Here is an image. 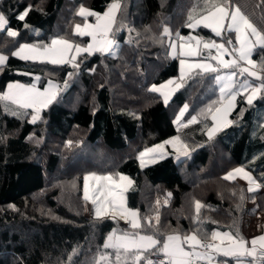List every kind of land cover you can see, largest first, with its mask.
I'll list each match as a JSON object with an SVG mask.
<instances>
[{
    "label": "trees",
    "instance_id": "trees-1",
    "mask_svg": "<svg viewBox=\"0 0 264 264\" xmlns=\"http://www.w3.org/2000/svg\"><path fill=\"white\" fill-rule=\"evenodd\" d=\"M112 2L0 0L7 27L19 33L8 37L6 30L0 31V51L8 55L0 66V92L11 80L31 82L35 75L40 85L48 80L64 84L35 123L7 113L0 97V264H98L100 256L111 257L106 264H115L116 250L104 247L112 230L154 234L161 244L172 233L183 238L196 232L210 241L205 234L210 238L213 231L225 230L238 238L244 236L246 215L264 213V92L252 104L240 93L231 123L210 138L206 132L211 116L221 103L216 73L191 72L167 103L150 90L179 74V58L171 54L170 45L180 35L235 39L234 31L225 30L218 37L204 25L187 27L189 13L199 10L203 0H120L121 10L109 33L120 43L117 52H81L75 60L78 69L72 63L12 55L21 45L43 49L53 39L86 46L90 37L76 33L75 26L96 17L78 15L79 8L101 14ZM229 3L264 32L261 0ZM29 5L32 10L19 20ZM166 26L170 35L163 34ZM261 55L264 51L257 47L252 58L259 62ZM186 104L188 110L177 125L174 119ZM209 107L210 113L199 115ZM193 115L197 122L188 124ZM177 134L191 150L187 156L176 159L170 153L153 164L139 165L142 148ZM238 166L249 170L263 188L249 192L246 184L224 179ZM90 171L131 177L126 204L138 211L140 229L123 227L109 216L82 215L71 199L82 194L84 175ZM196 201L202 205L198 217ZM149 217L154 227L146 225ZM158 248L145 257L151 260ZM120 251L121 264L125 259L133 264L131 254Z\"/></svg>",
    "mask_w": 264,
    "mask_h": 264
},
{
    "label": "snow or ice",
    "instance_id": "snow-or-ice-1",
    "mask_svg": "<svg viewBox=\"0 0 264 264\" xmlns=\"http://www.w3.org/2000/svg\"><path fill=\"white\" fill-rule=\"evenodd\" d=\"M261 3L264 4V0H261ZM231 7L229 0H221V2H217V0H203V4L199 6V10L194 8L188 15V24L187 27L194 28L203 23L205 27L212 28L215 32L216 36H221L222 31L224 29L225 21H230L228 23L227 30L229 32L234 31L236 33V40L238 41L239 46L233 47L231 50L225 47L224 43H216L215 41L205 42L203 47L205 49H216V56L211 57V59L217 61V66L213 67L211 64H189L188 69L191 70L193 68L202 69L203 72H211L216 73L221 68L222 69H234L238 68L240 71V75L243 76L247 74V77L255 78L259 81L255 86L253 83H250L248 78H245L244 81L239 85V88H236L234 84L233 78L237 75L235 71L231 72L225 77L217 76L216 79L224 80L225 83L221 87L220 91L222 94L227 92L228 101L227 107L231 108L233 101L236 98V95L239 94L240 91L248 92L250 89V93L247 96V103L252 104L253 99L258 93L264 92V55L260 56L259 62L251 59L254 50L258 47L261 51H264V32L257 29L245 16L239 7L234 8L231 12H229V8ZM32 10V6L29 5L22 13L18 15V19L23 21L25 20L28 13ZM121 10L120 0H113V2L108 6L107 11L103 13L101 16L99 13L92 12L89 9L84 8L82 5L78 10V15L82 17L86 16H95L97 18V23L95 25H84V29H81L80 25H76V30L80 35H90L93 41H96L97 36H101L103 38V45L100 47H95L92 43H89L86 47L81 48L79 45L73 46L68 40L61 39H53L51 41V45L46 46L41 51L39 48L34 47L32 45H21L20 48L13 52L12 55L19 56L25 60H34V59H50L54 64H63V63H72L74 68H79V64L75 63V55L72 56L71 59H67V56L70 52H75L77 55L81 52L91 54L93 51L100 52H108L109 54H114L113 48H118V45L114 46V43L107 39L108 33L112 31V25L116 21V14ZM264 19V17H262ZM8 20L3 13H0V31H5L8 37H17L18 32L16 30H12L7 27ZM27 27V25H25ZM129 31H133L130 29ZM164 35H170V30L167 27L163 28ZM137 36L140 34L137 33ZM182 39V38H181ZM193 39V38H189ZM131 42V41H129ZM227 44L231 45L232 40L228 39L226 41ZM56 45H62L61 48H57ZM199 46V41H197V47L193 48L189 45H182V47H189L190 50L185 53V55L195 56L198 54L197 48ZM173 55H175L176 47L175 45H171ZM29 50L31 54L22 55L25 50ZM225 55L232 57V59L226 60L224 59ZM8 57L0 54V66L4 65L7 61ZM243 65L246 66H242ZM185 64L186 61L184 59L180 60V77L176 80H168L166 83L161 84L159 87L153 85L150 89L154 92H161L162 89L167 88L169 85H174L175 89H179L184 84V76H185ZM71 75V74H69ZM67 86V85H65ZM11 87V86H10ZM20 87V86H17ZM235 89V90H234ZM27 95L18 96L15 100L16 103L20 104L24 108H34L35 114L32 115L31 122L35 123L38 119H40V110L41 108H46L52 101L56 98L57 93L52 91L50 93H36L33 89L26 90ZM164 102L167 103L169 99L168 93H163ZM6 98V97H5ZM188 110V105H184L183 109L180 112V115L177 117V123L180 122L181 117H183L184 113ZM212 111L211 107L202 110L199 115L206 116L208 113ZM221 109L217 108L216 112L219 113ZM227 115V111L224 113ZM213 120H217V117L213 115ZM197 116H191V119L188 121V124L196 123ZM231 123V121H228ZM187 126V125H184ZM216 128H212L208 130V135L211 138L213 132ZM178 137L173 138V140L166 141L165 143H173L178 140ZM69 146H71L72 142L68 141ZM157 148H163V145L156 146ZM186 148L187 146L184 145ZM156 149H147L148 152H154ZM145 153H141V164L143 165V156ZM184 155L187 156L188 152L185 151ZM179 159V157H177ZM242 174L243 178L248 181L249 188L248 191L252 192L256 189L260 188L261 185L257 183V181L253 178V176L246 171L243 167L236 168L232 172H229L224 179L234 180L236 175ZM88 177H85L84 183V198L90 199L89 197V189H88ZM105 179L111 180V177H105ZM120 179L128 180V183L131 184L132 181L127 177L121 176ZM254 186V187H253ZM100 195H104L100 193ZM168 196H171V193H168ZM241 199L243 197L241 196ZM92 203L96 204V215H101V204L104 201H100L98 203V198H92ZM108 203H112L108 201ZM160 201L157 200V204ZM167 203V200L164 202ZM119 209V214L122 219L128 220L132 229H140L141 223L139 219V213L137 210H129L123 207L122 200L118 205H115ZM202 205L199 201L195 202V211L197 213V217ZM113 218L115 216L113 215ZM155 222L159 224V214L155 216ZM146 225L149 227H154L152 225V218H146ZM224 237L227 238V246H225V240L221 238V234L219 232L213 231L210 234V238L208 234H205L206 239H210V242H204L200 239L196 232L191 235H185L181 238L180 235H167L164 242L161 244V241L154 238L153 235H140L138 232L126 233L124 236L118 237L116 242H112L113 237L109 236L108 241H106L104 247L105 248H113L116 250L115 252V264H121V249H123V253L125 256L131 254L133 264H140L141 260H146V264H152L151 260H148L145 257V253L150 251L151 249L157 248L159 245L158 251L162 252L168 264H195L197 260H207L209 264H211L213 254L222 253L224 256L231 257H257L264 261V235H261L257 238H254L251 241V248H247V242L243 239L237 240L230 233H225ZM219 240V243L216 241ZM257 241L260 242L259 250L257 249ZM184 244L190 245V250H185ZM197 249H203L204 251H198ZM111 260L109 256H100L98 260V264H106L107 261ZM123 264H127V259L123 261ZM161 264H164L162 261Z\"/></svg>",
    "mask_w": 264,
    "mask_h": 264
},
{
    "label": "rangeland",
    "instance_id": "rangeland-1",
    "mask_svg": "<svg viewBox=\"0 0 264 264\" xmlns=\"http://www.w3.org/2000/svg\"><path fill=\"white\" fill-rule=\"evenodd\" d=\"M86 9H89L87 7H84ZM234 8H236V6L230 7L229 8V12H231L232 10H234ZM90 11H92L91 9H89ZM93 12V11H92ZM88 23H92V22H88ZM228 23H230V21H225L224 24V29L222 31V34L224 33L225 30H227L228 28ZM78 25V24H77ZM200 25H203L200 24ZM199 25V26H200ZM167 27V26H166ZM168 28V27H167ZM209 28V27H208ZM169 29V28H168ZM212 29V28H211ZM189 37L193 38L190 40H176L174 39L171 42V45H175L176 47V51H175V55H173V51H172V47H171V54L173 56H178L179 58V74L175 77H172L170 79L172 80H176L178 81V78L180 77V60L184 59L186 61L185 64V76L184 79L193 71H203L202 69L199 68H193L191 70L188 69V65L189 64H211L213 67L217 66V61L211 59V57L216 56V49L212 48V49H205L203 47V44L205 42H209V41H215L216 43H224L225 47L229 48L228 44L223 41V40H204L202 38H200L198 35L196 34H191ZM110 40V39H108ZM112 41V40H110ZM197 41H199V46L197 48V52L198 54L195 56H190V55H185V53H187L190 48L189 47H182V45H189L193 48L197 47ZM237 41V40H236ZM90 43V42H89ZM88 43V44H89ZM238 43V41H237ZM87 44V45H88ZM120 44V43H119ZM32 45V44H30ZM86 45V46H87ZM239 45V44H238ZM35 46V45H33ZM81 48L86 47L84 45H79ZM37 47V46H35ZM75 47V46H74ZM20 47L14 49L13 52L17 51ZM39 48V47H37ZM40 49V48H39ZM41 50V49H40ZM118 49H116L115 51H117ZM230 50V49H229ZM0 54H3L5 56L8 57V55L3 52L0 51ZM25 54H31L29 50H25L24 53H22V55ZM75 55V60L77 58V54L73 51L70 52V55L68 56V59H71L72 56ZM224 59L229 60L232 59V57L225 55ZM252 60H254L251 57ZM255 61V60H254ZM242 66H246L243 65L242 62ZM235 71L237 73V75L233 78L234 84L236 85V88H239V85L244 81L245 78H248L250 83H253V85L255 86L256 84L259 83V81H257L255 78H251V77H247V74H244L243 76L240 75V71L238 68H234V69H220L218 72H216V77H225L228 74H230L231 72ZM168 79V80H170ZM168 80H166L165 82L161 83L164 84L166 83ZM217 80V79H216ZM225 83L224 80H217V84H218V88H219V93H220V99H221V103L220 105L217 107L219 109H221V111L219 113L216 112V109L214 110V112L212 113L211 118L213 117V115H215L217 117V120H213L212 118V124L210 125L209 129L212 128H216V130L213 132L212 136L214 134H216L219 130L223 129L224 127H226L227 125H229L228 121L231 120L230 115L232 113V111L234 110L235 106H236V102H237V97L240 93H243L245 95V99L247 101V96L250 93V89L248 92H244V91H240L239 94L236 95L235 100L232 103V106L230 109H228L227 107V101H228V95L227 92L225 94H222L220 89L223 86V84ZM161 84L156 85L157 87H159ZM11 86V87H10ZM20 86V87H17ZM64 88V84H60L59 82L55 81V80H48L47 82H45L43 85H40V81H39V76H34V79L31 82H24L21 80H11L5 90H3L2 92H0V97H1V102H2V106L4 108V110L12 115H19V116H27L29 118V120L31 121L32 119V115L35 114V109L34 108H24L22 107L20 104L16 103L15 100L18 96H23V95H27L26 90L27 89H33L34 92L36 93H50L52 91H55L57 93L56 98L58 96V94L62 91V89ZM177 89L174 88V85H169L167 88L162 89L161 92H159L163 99H164V95L163 93H168L169 94V99L172 96V94L176 91ZM235 90V89H234ZM261 95V93H258L255 98L253 99V101L259 97ZM6 97V98H5ZM55 98V99H56ZM168 99V100H169ZM54 101V100H53ZM184 107V106H183ZM183 107L181 108V110L183 109ZM44 108H41L40 110V114L42 112ZM181 110L178 112L177 116L174 119V122L179 125L182 123V117L180 119V122L177 123V117L180 115ZM225 111H227V115H225ZM208 130H207V136L208 135ZM178 137L179 139L176 140L173 143H165L166 141H170L173 140V138ZM158 145H163V148H157L156 146ZM184 145H186L187 147L185 148ZM155 148L156 150L154 152H148L146 151L147 149H153ZM187 151L188 154L190 153V148L188 147V145L181 139V137L177 134V135H173L159 143L150 145V146H146L144 148H142L138 153H137V159H138V163L141 167H145L147 165L153 164L156 161L166 157L167 155H169L170 153L174 155V157L176 159H178L177 157H182L185 156L184 152ZM145 153V155L143 156V165L141 164V157L140 154L141 153ZM243 166H238L235 167L233 169H231L230 171H228L226 173V175L229 172H232L234 169L236 168H240ZM244 168V167H243ZM246 171H248L253 178L257 181V183H259L261 185L260 188L258 189H262L263 186L262 184L255 178V176L246 168H244ZM111 177V180L105 179V177ZM121 176L127 177L129 180L132 181L131 177L126 175V174H119L117 177H114L108 173H102V172H97V171H90V172H86L84 175V183H85V177H88V189H89V197L90 199H85L84 198V184H83V192L81 195L77 196V197H73L71 199V202L73 204H75L76 206L79 207V209H82L83 211L92 214L96 217H102V216H109V217H113V215L116 218V215H119V209L117 207H115V205H118L121 200L123 203V207L129 210H135L132 208H129L126 204V191L130 188L131 184L128 183V180H122L120 179ZM236 180L246 184L247 188H249V184L248 181H246L242 174L240 175H236ZM254 187V186H253ZM256 189V190H258ZM100 193H103L104 195H100ZM92 198H98V203L100 201H104L103 204H101V215L97 216L96 215V204L92 203ZM108 201H111L112 203H108ZM249 204L251 206H255V201L251 200L249 201ZM248 218L256 220V226L259 227L260 229L262 228L264 230V213L263 212H259L257 215H253V214H248L247 215ZM260 219V220H259ZM126 233H120L119 230H112L110 231L105 239V243L106 241H108V237L112 236L113 240L112 242H116L118 237L124 236ZM260 236V235H259ZM258 236V237H259ZM257 238V237H256Z\"/></svg>",
    "mask_w": 264,
    "mask_h": 264
},
{
    "label": "crops",
    "instance_id": "crops-1",
    "mask_svg": "<svg viewBox=\"0 0 264 264\" xmlns=\"http://www.w3.org/2000/svg\"><path fill=\"white\" fill-rule=\"evenodd\" d=\"M108 9V7H107ZM107 9L105 11H107ZM118 14V13H117ZM116 14V16H117ZM101 16L103 15V13L100 14ZM90 21H86L84 24H78L81 26V29H84V25L85 24H88V25H95L97 23V18L95 21H93L92 23H88ZM75 32H77L76 30V26H75ZM235 34V40H236V33L234 32ZM86 36H89L90 39H89V42L92 43L94 45V48L95 47H100L103 45V38L101 36H97V39L96 41H93L92 37L90 35H86ZM188 38H190L188 36ZM107 39H110L112 40V42L114 43V46L115 45H120L118 41H115L113 40L110 36H109V33H108V36H107ZM61 40H64V39H61ZM71 43V42H70ZM73 44V43H72ZM25 45V44H24ZM27 45H30V44H27ZM33 46V45H32ZM74 46V44H73ZM35 47V46H34ZM57 48H61L62 45H56ZM116 49L118 48H113V52L116 53L117 51H115ZM41 51H43V49H41ZM70 55V53L68 54V56ZM68 56H67V59H68ZM40 60H48V61H51L50 59H40ZM132 185V184H131ZM131 187V186H130ZM78 207V206H77ZM79 208V207H78ZM80 212L82 213L83 216L85 217H89V216H94L92 214H89L85 211H83L82 209H79ZM258 212H256L255 214L253 215H257ZM96 217V216H95ZM116 218L119 219L121 225L123 227H129L130 226V223L128 222V220L126 219H122L120 214L119 215H116ZM260 220V219H259ZM256 220L253 219H250L248 218V216L246 215L245 218H244V221H243V233H244V236L243 237H236L234 236L233 234H231L230 232L228 231H225V230H217L216 232H219L221 234V238H223L225 240V246H227V238L224 237V234L225 233H230L233 237H235L237 240H240V239H243L244 241L247 242L246 244V247L247 248H251V241L258 237L259 235H264V230L259 227L256 226ZM131 228V226H130ZM120 233H132L134 232L133 230H130V231H121L119 230ZM140 235H146V234H141L139 233ZM169 235H179V234H176V233H172V234H169ZM182 238V237H181ZM166 239V238H165ZM216 243H219V240L216 241ZM259 244L260 242L257 241V249L259 250ZM184 247H185V250H190V245L188 244H184ZM159 252V251H158ZM222 256H224L222 253H219V254H213L212 256V260H211V264H263L262 260L257 256V257H249V256H242V257H231V256H227L229 257L230 259H226V258H222ZM232 258V259H231ZM168 264V263H167ZM207 264H209V262H207Z\"/></svg>",
    "mask_w": 264,
    "mask_h": 264
},
{
    "label": "built area",
    "instance_id": "built-area-1",
    "mask_svg": "<svg viewBox=\"0 0 264 264\" xmlns=\"http://www.w3.org/2000/svg\"><path fill=\"white\" fill-rule=\"evenodd\" d=\"M181 40H190L189 38H188V36H185V35H180V37H179ZM228 39H231L232 40V44L231 45H229L228 44V46H229V49L231 50L233 47H238L239 45H238V43H237V41L235 40V39H232L231 37H227V40ZM204 242H210V241H208V240H205ZM198 251H204L203 249H197ZM259 257V256H258ZM150 259H151V261H153L154 263H156V264H161V262L163 261L164 262V264H167L168 263V261L166 260V257H165V255L162 253V252H152L151 253V255H150ZM207 260H197L196 262H195V264H207Z\"/></svg>",
    "mask_w": 264,
    "mask_h": 264
}]
</instances>
